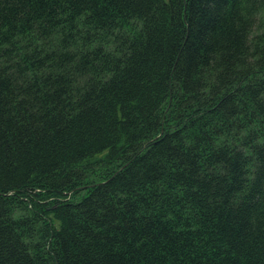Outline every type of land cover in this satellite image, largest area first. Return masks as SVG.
Wrapping results in <instances>:
<instances>
[{"label":"trees","instance_id":"16d2710c","mask_svg":"<svg viewBox=\"0 0 264 264\" xmlns=\"http://www.w3.org/2000/svg\"><path fill=\"white\" fill-rule=\"evenodd\" d=\"M0 264H264V0H0Z\"/></svg>","mask_w":264,"mask_h":264}]
</instances>
